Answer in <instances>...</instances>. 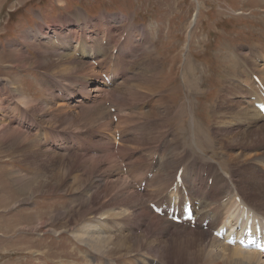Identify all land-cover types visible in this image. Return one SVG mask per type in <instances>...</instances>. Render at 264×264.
<instances>
[{
	"label": "bare ground",
	"instance_id": "bare-ground-1",
	"mask_svg": "<svg viewBox=\"0 0 264 264\" xmlns=\"http://www.w3.org/2000/svg\"><path fill=\"white\" fill-rule=\"evenodd\" d=\"M109 26L105 30L102 22L93 24L89 44L74 43L69 37V48L59 34L46 32L40 34L44 43L24 32L20 42L7 44L4 56L10 57V67L35 66L44 93L41 98L23 95L12 82L0 79V90L16 97L19 113L15 111L11 124L8 117H0V141L35 173L29 176L20 167H10L14 183L24 193L20 202L36 195H63L51 198V204H65L54 212L44 211V218L30 229L59 234L60 228L48 227L52 220L66 224L82 215L83 223H69L63 229L88 249L91 264H152L156 258L167 264L161 257L164 250L184 264H264L260 253L227 246L210 233L225 225L233 227L245 214L264 219V116L254 107L264 99L252 79L255 75L264 85V50L237 51L236 71L210 104L213 124L224 118L221 127H212L210 135L202 130L193 118L188 88L189 122L185 126L181 119L170 136L165 130L175 114H169L171 102L160 93L153 98V85L146 82L156 83L162 74L157 65L162 67L158 60L163 58L154 45L151 48L155 36L130 22L122 28ZM28 51L35 54L31 59ZM137 53L139 60L134 61ZM127 64H139V75L129 76ZM92 77L95 80L89 82ZM188 79L189 74L184 83L194 86ZM58 92H64L66 99ZM195 93L200 95V86ZM234 97L239 102L232 103ZM145 101L149 108L141 109ZM126 109L128 114L117 113ZM29 118L48 131L44 147L25 126ZM182 130L189 134L188 150L199 163L186 162L188 155L177 140ZM200 134L211 137L210 145ZM62 139L67 146H58ZM179 169L181 185L173 188ZM182 188L200 203L194 228L159 217L148 206L169 202L172 195L180 197ZM205 220L206 230L201 227Z\"/></svg>",
	"mask_w": 264,
	"mask_h": 264
},
{
	"label": "rangeland",
	"instance_id": "rangeland-1",
	"mask_svg": "<svg viewBox=\"0 0 264 264\" xmlns=\"http://www.w3.org/2000/svg\"><path fill=\"white\" fill-rule=\"evenodd\" d=\"M77 12L81 16L76 15ZM100 22L105 24V30L109 25L122 28L130 22L136 28L150 30L155 36L151 41V48L154 45L158 57L163 58L158 60V64L163 63L162 67L157 65L162 74L158 82L154 80L156 83H152L148 79L146 82L153 85L150 94L153 98L160 93L171 102L169 114H175L167 121L164 132L169 133L168 135L177 130L181 119L185 126L189 122L188 88L192 90L189 96L192 100L193 118L199 121L202 130L210 135L212 127H221L224 118L213 124V119L209 116L210 104L217 97L219 88L223 84L227 85L229 76L236 71L237 51L241 48L243 53L248 54V50H264V0H0V79L12 82L20 94L41 98L44 95L40 92L41 72L35 66L10 67V57L4 56L8 51L7 44L20 42L19 36L24 32L33 33L36 36L34 39L41 43H44L43 35H40L42 32L59 34L69 42L66 43L68 48L71 45L69 37L74 43L89 44L93 24ZM27 54L29 59L35 55L32 51ZM138 56L139 53L135 54L134 61L139 60ZM151 59L156 60V56ZM127 66L131 72L129 76L139 75V64ZM102 70H108V64L102 66ZM188 74V81L194 86L184 83ZM94 80L92 77L89 82ZM197 86H200V95L195 93ZM6 92L8 91L3 93L0 90V117H8L7 121L11 124L15 111L17 116L19 113L16 110V97L7 96ZM62 93L64 92H58L59 96L66 99ZM237 99L234 97L231 102H239ZM146 102L140 106L141 109L149 108V104L145 105ZM127 110L117 113L128 114ZM226 120L230 122L232 119ZM33 121L32 118L25 119L26 125L23 124L30 127L33 139L42 144L43 136H49L48 131H44ZM177 134L181 149L185 150L184 155H188L185 156L186 162L192 160L193 163H199L188 150L189 134L186 130ZM200 135L210 145L211 137ZM62 141L64 142L58 143V146H67V140ZM207 152L208 150L205 151ZM93 154L92 150L88 153L89 156ZM98 154H101L100 149ZM24 161V158H18L13 149H8L0 141V264H91L88 249L63 229L69 223H83L82 215H76L74 220L69 219V222L63 223L64 226L60 220H52L48 227L60 228L59 234L30 229L44 218V211L54 212L64 203L51 204V198L63 195H36L26 202H20L24 193L14 183L10 167H20L29 176L35 175L34 169L30 166L28 168ZM63 202H67V199ZM162 252L161 257L167 264H184L182 258L178 261L170 250ZM160 259L158 262L157 258L154 259L152 264H162Z\"/></svg>",
	"mask_w": 264,
	"mask_h": 264
},
{
	"label": "snow or ice",
	"instance_id": "snow-or-ice-1",
	"mask_svg": "<svg viewBox=\"0 0 264 264\" xmlns=\"http://www.w3.org/2000/svg\"><path fill=\"white\" fill-rule=\"evenodd\" d=\"M261 250H264V249H261Z\"/></svg>",
	"mask_w": 264,
	"mask_h": 264
}]
</instances>
